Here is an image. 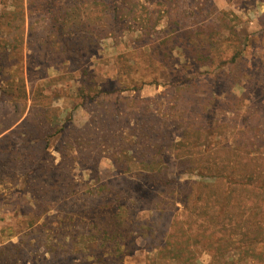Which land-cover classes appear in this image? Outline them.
<instances>
[{"label":"rangeland","instance_id":"obj_1","mask_svg":"<svg viewBox=\"0 0 264 264\" xmlns=\"http://www.w3.org/2000/svg\"><path fill=\"white\" fill-rule=\"evenodd\" d=\"M7 33L0 246L29 227L13 210L51 216L66 193L121 171L135 182L162 158L165 175L139 178L140 190L188 224L193 260L264 264V0H0V40ZM45 232L29 264L77 263L76 251L97 245ZM136 242L123 264L183 263Z\"/></svg>","mask_w":264,"mask_h":264},{"label":"trees","instance_id":"obj_2","mask_svg":"<svg viewBox=\"0 0 264 264\" xmlns=\"http://www.w3.org/2000/svg\"><path fill=\"white\" fill-rule=\"evenodd\" d=\"M11 41L13 38L10 33H7V38L0 40V44L2 47L9 46ZM26 122L27 119L23 120L20 125L23 127ZM12 135V131H9L0 138V157L5 156L0 160L6 159L9 164L12 160L6 156L9 153L7 150L12 146ZM47 145L48 141L46 148ZM61 148L65 150L66 145ZM92 151L91 149L90 152ZM60 155L62 154L60 153ZM69 162L72 168L73 160ZM61 163L55 166L59 167ZM144 168L148 173H144V171L140 174L137 173L139 177H136L135 182L132 181V177L125 175L128 171H121L122 173L117 174L115 178L100 183V186L95 190L83 192L74 189L66 193L63 197L64 204L61 206L66 210L56 209L51 216L48 213L49 209H43V207L23 211L18 208L13 210L11 217L16 220L21 218V222L27 223L29 227L25 229L24 233L19 234L16 244L8 243L0 246V258L2 253L6 252L8 256L4 260V264H29V257L36 250L31 241L39 244L45 237V231L49 230L54 238L64 237L71 240L74 237L89 236L94 238L97 244L94 248L84 250L91 253L90 255L84 254L80 250L76 251L77 263H75V258L67 257L61 262L65 264H123L124 257L136 249L138 238L146 241L152 248H158L160 252L164 250L171 252V257L183 260L182 264H197L188 254L191 248L188 224L180 219H174L171 205L162 204L157 194L148 198L146 196L151 192L140 190L142 184L139 178L146 176L150 180H157L160 176L165 175L168 169L166 160L159 158L145 161L143 170ZM50 169L46 168L49 177L54 176L52 171L54 168ZM126 170L133 171L129 169V165ZM45 177L47 176L45 175ZM129 189L140 191L135 197H129L127 192ZM129 199L131 201L126 203L125 201ZM111 201L114 202L115 207L109 204ZM217 202L219 203L218 200ZM171 226L172 232L169 229ZM56 249L54 246L50 250L56 254ZM35 259L36 257H33V260ZM0 264H3L1 259Z\"/></svg>","mask_w":264,"mask_h":264}]
</instances>
